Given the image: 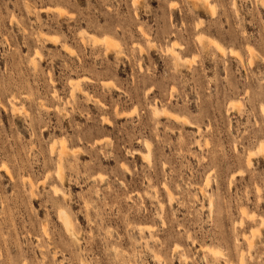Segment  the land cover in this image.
Listing matches in <instances>:
<instances>
[{
  "label": "rangeland",
  "instance_id": "1",
  "mask_svg": "<svg viewBox=\"0 0 264 264\" xmlns=\"http://www.w3.org/2000/svg\"><path fill=\"white\" fill-rule=\"evenodd\" d=\"M0 264H264V0H0Z\"/></svg>",
  "mask_w": 264,
  "mask_h": 264
},
{
  "label": "bare ground",
  "instance_id": "2",
  "mask_svg": "<svg viewBox=\"0 0 264 264\" xmlns=\"http://www.w3.org/2000/svg\"><path fill=\"white\" fill-rule=\"evenodd\" d=\"M104 39H107L108 40V38H104ZM109 41V40H108ZM63 143V142H62ZM55 144V143H54ZM61 145H63V144H61ZM52 146V145H51ZM51 149H53V148H51ZM60 162V161H59ZM57 168H58V166H57ZM60 168V167H59ZM58 168V169H59ZM60 170V169H59ZM59 170H57L58 171V176L61 174V172L59 171ZM60 173V174H59ZM60 178H62V177H60ZM56 190V189H55ZM62 209V208H61ZM60 210V209H59ZM64 210L62 209V210H60V212L62 213ZM64 213V212H63ZM65 215V214H64ZM61 216V215H60ZM68 216V215H67ZM69 217V216H68ZM71 220V219H70ZM68 224V223H67ZM68 229V228H67ZM70 229V228H69ZM214 251V250H213ZM218 252V251H217ZM219 253V252H218Z\"/></svg>",
  "mask_w": 264,
  "mask_h": 264
}]
</instances>
